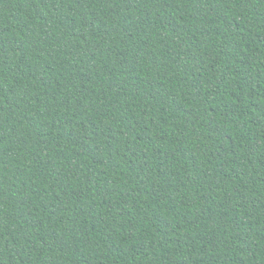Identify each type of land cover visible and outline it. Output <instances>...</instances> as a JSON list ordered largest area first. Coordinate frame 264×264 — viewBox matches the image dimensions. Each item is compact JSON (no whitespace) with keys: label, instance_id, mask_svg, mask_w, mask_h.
Segmentation results:
<instances>
[{"label":"trees","instance_id":"trees-1","mask_svg":"<svg viewBox=\"0 0 264 264\" xmlns=\"http://www.w3.org/2000/svg\"><path fill=\"white\" fill-rule=\"evenodd\" d=\"M0 264H264V0H0Z\"/></svg>","mask_w":264,"mask_h":264}]
</instances>
